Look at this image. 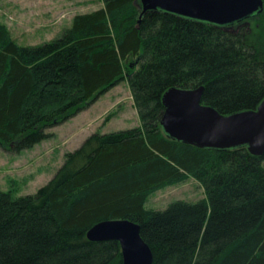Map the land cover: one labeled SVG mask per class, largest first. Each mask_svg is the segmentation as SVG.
I'll use <instances>...</instances> for the list:
<instances>
[{
  "label": "trees",
  "instance_id": "trees-1",
  "mask_svg": "<svg viewBox=\"0 0 264 264\" xmlns=\"http://www.w3.org/2000/svg\"><path fill=\"white\" fill-rule=\"evenodd\" d=\"M102 2L36 45H20L0 23V146L33 147L51 136L47 127L124 79L140 118L134 129L91 135L37 193L0 191V264H123L119 241L87 236L113 218L141 225L153 264H264V155L201 148L161 125L171 87L204 85L203 103L223 114L257 108L264 9L233 30L163 10L142 14L140 0ZM189 175L205 198L146 207Z\"/></svg>",
  "mask_w": 264,
  "mask_h": 264
},
{
  "label": "rangeland",
  "instance_id": "rangeland-1",
  "mask_svg": "<svg viewBox=\"0 0 264 264\" xmlns=\"http://www.w3.org/2000/svg\"><path fill=\"white\" fill-rule=\"evenodd\" d=\"M102 0H0V23L6 24L17 43L36 45L55 37L70 19L101 5ZM236 30V26H233ZM140 125L127 79L97 96L70 119L47 127L48 138L31 148L0 146V191L15 188V197L35 194L46 185L74 151L93 134L134 129ZM203 185L189 175L182 182L155 191L146 207L164 210L177 200L196 203L205 198Z\"/></svg>",
  "mask_w": 264,
  "mask_h": 264
},
{
  "label": "water",
  "instance_id": "water-1",
  "mask_svg": "<svg viewBox=\"0 0 264 264\" xmlns=\"http://www.w3.org/2000/svg\"><path fill=\"white\" fill-rule=\"evenodd\" d=\"M142 14L163 10L180 16L233 27L264 9V0H140ZM205 86L171 87L163 95L161 125L173 139L201 148L228 149L246 146L264 155V99L255 109L220 113L202 101ZM93 241L120 242L123 264H153L154 255L141 236V225L127 218L100 221L87 232Z\"/></svg>",
  "mask_w": 264,
  "mask_h": 264
},
{
  "label": "crops",
  "instance_id": "crops-1",
  "mask_svg": "<svg viewBox=\"0 0 264 264\" xmlns=\"http://www.w3.org/2000/svg\"><path fill=\"white\" fill-rule=\"evenodd\" d=\"M102 6H103V3H101V5H99L98 7H96V8L93 9V10L99 9V8H101ZM93 10H91V11H93ZM87 12H90V11H87ZM87 12H86V13H87ZM73 17H74V16H73ZM73 17H72V18H73ZM72 18L70 19V21H72Z\"/></svg>",
  "mask_w": 264,
  "mask_h": 264
},
{
  "label": "flooded vegetation",
  "instance_id": "flooded-vegetation-1",
  "mask_svg": "<svg viewBox=\"0 0 264 264\" xmlns=\"http://www.w3.org/2000/svg\"><path fill=\"white\" fill-rule=\"evenodd\" d=\"M245 23H247V24H249V21H246ZM234 26V25H233ZM247 110H249V109H247ZM241 111H244V110H241ZM237 112H239V111H237ZM233 113H235V112H233ZM231 114V113H230Z\"/></svg>",
  "mask_w": 264,
  "mask_h": 264
}]
</instances>
